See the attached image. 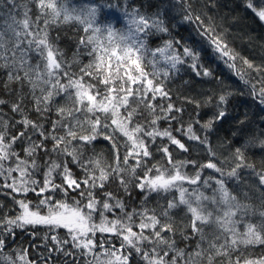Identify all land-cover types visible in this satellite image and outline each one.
<instances>
[{
	"label": "snow or ice",
	"instance_id": "obj_1",
	"mask_svg": "<svg viewBox=\"0 0 264 264\" xmlns=\"http://www.w3.org/2000/svg\"><path fill=\"white\" fill-rule=\"evenodd\" d=\"M175 4L195 33L189 41L171 36L163 10L124 7L118 27L98 22L96 5L70 10L66 0H0V71L6 86H27L38 117L27 114L23 93L11 104L19 119L0 116V190L10 189L5 195L14 213L0 204V264H57L58 255L65 264L69 257L72 264H264V251L254 252L264 246V164L257 169L242 144L231 152V167L220 166L206 134L226 117L234 92L225 87L207 97L203 106H213V115L185 127V109L173 102L168 87L182 66L212 77L201 61L207 47L246 86L239 94L264 107V65L236 53L212 18L194 12L189 0ZM245 6L264 21V0H245ZM106 7L117 9L113 3ZM73 22L83 35L69 59L50 30ZM154 37H160L155 45ZM161 121L168 126L161 128ZM16 125L22 128L13 131ZM174 133L196 141L208 159L174 158L172 145L189 152ZM101 138L111 146V160L95 151L85 155ZM251 142L264 148V131L252 133ZM154 152L162 155L157 159ZM241 170H250L257 183L243 181ZM229 180L246 187L237 193ZM113 182L129 196L138 190V206L107 190ZM250 190L260 193L258 205ZM16 230L43 241L35 245L43 249L38 259L23 246L11 249L8 240Z\"/></svg>",
	"mask_w": 264,
	"mask_h": 264
},
{
	"label": "trees",
	"instance_id": "obj_2",
	"mask_svg": "<svg viewBox=\"0 0 264 264\" xmlns=\"http://www.w3.org/2000/svg\"><path fill=\"white\" fill-rule=\"evenodd\" d=\"M66 2L70 10L72 8L79 9L84 5H96L101 10L98 22L101 24L113 23L118 27L123 26L121 12L124 10V7L137 6L141 11L149 14L163 10L165 13V21L170 28V33L173 38L189 41L195 36L192 27L182 21L183 13L178 11L180 5L175 4V0H66ZM189 2L194 12L203 14L206 20L209 16L212 18V22L215 24L217 31L223 33L229 46L236 53L252 61L255 65H264V22L250 9L246 8L245 0H189ZM109 3L116 4L117 9L106 7ZM33 11L35 12V8H33ZM79 27L73 22L60 25L59 27L53 26L50 30V35L53 39L59 37L57 43L69 59H71L76 49L79 37L83 35V32L78 30ZM159 41L160 37L151 39L153 45ZM81 59L82 62L86 63L89 57L84 56ZM201 61L212 72L213 75L211 78L198 77L190 68L182 66L181 71L168 82V87L172 91L173 102L176 105H182L185 109L183 114L185 127H187L190 121L199 119L201 122H204L213 115L215 111L213 106H203V101L207 97L219 94L225 87L232 90L234 94L229 99L226 117L221 122H216L213 130L206 134L213 150L217 154L216 162L220 166L226 169L230 168L232 150L236 146L243 144L247 148V158L259 169L264 164V148L259 147L255 142H251V146L248 145L252 133L259 135L264 131V107L254 103L247 94L243 96L239 94L237 90L247 92L246 86L207 47L203 51ZM237 63L240 64V61H237ZM73 67L77 68L76 65ZM6 81V73L0 71V99L6 101L4 105H0V116L7 117L13 121L19 119V116L11 112V104L14 100L21 98L20 94L23 93V105L27 114L30 118L37 119V113L32 110L31 97L27 95V86L22 88L17 83H8L6 86ZM184 97L200 101L202 106L197 108L195 104L185 103L183 100ZM157 102L159 103V101ZM196 113H199V116ZM51 118L55 119V116L52 115ZM240 121H244V123L241 124ZM167 126L166 121L160 122L161 128ZM175 126L174 123L173 127ZM193 127L199 135H205L200 125L193 124ZM20 128H22V125H16L13 131ZM174 135H177L189 147V152H182L175 145H172L171 150L174 158L195 159L198 162L208 159L206 150L198 145L196 141H189L186 137L180 136L179 133H174ZM157 143H161L159 138ZM16 147L17 150H21L23 145L18 143ZM155 147L156 145H152L153 150ZM110 148V144L101 138L94 142V148L93 146L85 148V155L90 156L95 151L96 153H103L106 159L111 160ZM21 155H23L22 151ZM161 155L160 153L154 152V157L157 159ZM40 158L43 161V153L40 154ZM74 171H76V175H80L79 170L74 169ZM207 174L218 176V174L213 173L211 170H205V175ZM241 175L243 181H248L252 184L257 183L254 179V174L250 170H241ZM243 181L238 185L235 181L229 180L228 186L238 193L240 188L246 187ZM106 188L107 190L116 192L130 207L138 206L140 202L141 193L138 190L133 189L130 196L126 195L122 189L118 188L117 182L107 185ZM250 191L252 196L251 202L254 205H258L260 202V193L255 190ZM6 192H10V189L0 190V204L5 205L6 209L9 210L8 215H14L10 210L13 207L12 198L11 196L5 195ZM97 194L99 195V191ZM72 195H75V193H72ZM28 198L32 200L36 199L32 193L28 194ZM176 212L178 215H183L182 209H178ZM38 231L42 232L43 229H39ZM63 232L64 230L61 229V233ZM177 238L179 239V237ZM42 243L43 241L39 237L32 242L31 238L20 230H16L15 239L10 238L8 240L11 249H16L18 246L28 248L31 259L39 258L40 252L43 249L37 248L35 245ZM116 243L118 246L119 241H116ZM182 243L181 241V245ZM261 251H264V246H258L254 250L255 253ZM56 259L57 264H65L66 258L62 255H58ZM67 261L68 264H72L73 258L69 257Z\"/></svg>",
	"mask_w": 264,
	"mask_h": 264
},
{
	"label": "water",
	"instance_id": "obj_3",
	"mask_svg": "<svg viewBox=\"0 0 264 264\" xmlns=\"http://www.w3.org/2000/svg\"><path fill=\"white\" fill-rule=\"evenodd\" d=\"M264 22V21H263ZM219 122H221V121H219Z\"/></svg>",
	"mask_w": 264,
	"mask_h": 264
}]
</instances>
